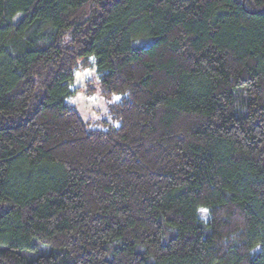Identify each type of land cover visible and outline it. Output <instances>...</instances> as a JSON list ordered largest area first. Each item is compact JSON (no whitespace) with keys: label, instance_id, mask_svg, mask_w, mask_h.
<instances>
[{"label":"trees","instance_id":"obj_1","mask_svg":"<svg viewBox=\"0 0 264 264\" xmlns=\"http://www.w3.org/2000/svg\"><path fill=\"white\" fill-rule=\"evenodd\" d=\"M0 264H264V0H0Z\"/></svg>","mask_w":264,"mask_h":264},{"label":"rangeland","instance_id":"obj_2","mask_svg":"<svg viewBox=\"0 0 264 264\" xmlns=\"http://www.w3.org/2000/svg\"><path fill=\"white\" fill-rule=\"evenodd\" d=\"M93 62V57L90 56L78 61L70 82V89L73 92L65 101L77 110L82 119L88 120L90 126L96 128L115 126L116 123L111 121L109 109L117 96L113 95L109 99L101 94Z\"/></svg>","mask_w":264,"mask_h":264},{"label":"snow or ice","instance_id":"obj_3","mask_svg":"<svg viewBox=\"0 0 264 264\" xmlns=\"http://www.w3.org/2000/svg\"><path fill=\"white\" fill-rule=\"evenodd\" d=\"M201 211H202V212H206V211H207V209H201Z\"/></svg>","mask_w":264,"mask_h":264}]
</instances>
